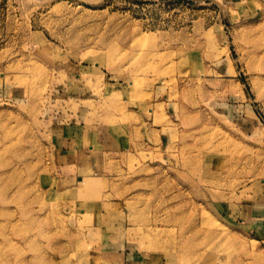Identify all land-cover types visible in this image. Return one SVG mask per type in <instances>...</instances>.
<instances>
[{"label": "rangeland", "instance_id": "obj_1", "mask_svg": "<svg viewBox=\"0 0 264 264\" xmlns=\"http://www.w3.org/2000/svg\"><path fill=\"white\" fill-rule=\"evenodd\" d=\"M0 264H264V0H0Z\"/></svg>", "mask_w": 264, "mask_h": 264}, {"label": "crops", "instance_id": "obj_2", "mask_svg": "<svg viewBox=\"0 0 264 264\" xmlns=\"http://www.w3.org/2000/svg\"><path fill=\"white\" fill-rule=\"evenodd\" d=\"M114 129H117V132ZM125 134L120 132L118 128H113L108 123L103 122L98 130L84 127L79 133L59 140L55 166L59 171V177L64 180L62 182L70 184L75 179H79L78 173L82 161L89 158L90 155L125 149L124 144L132 141L129 134ZM96 218L88 217L86 220L88 223L96 224L98 223Z\"/></svg>", "mask_w": 264, "mask_h": 264}, {"label": "bare ground", "instance_id": "obj_3", "mask_svg": "<svg viewBox=\"0 0 264 264\" xmlns=\"http://www.w3.org/2000/svg\"><path fill=\"white\" fill-rule=\"evenodd\" d=\"M80 179H81L82 181L84 180V179H83V177H82V178H80Z\"/></svg>", "mask_w": 264, "mask_h": 264}]
</instances>
